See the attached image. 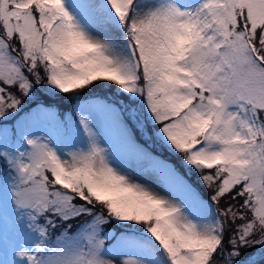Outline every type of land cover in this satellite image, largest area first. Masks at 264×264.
<instances>
[{
  "label": "snow or ice",
  "instance_id": "1",
  "mask_svg": "<svg viewBox=\"0 0 264 264\" xmlns=\"http://www.w3.org/2000/svg\"><path fill=\"white\" fill-rule=\"evenodd\" d=\"M0 165V264H260L264 0H0Z\"/></svg>",
  "mask_w": 264,
  "mask_h": 264
},
{
  "label": "rangeland",
  "instance_id": "2",
  "mask_svg": "<svg viewBox=\"0 0 264 264\" xmlns=\"http://www.w3.org/2000/svg\"><path fill=\"white\" fill-rule=\"evenodd\" d=\"M201 0H195L196 4H199ZM65 102L68 103V98ZM64 104L60 103L61 109ZM6 123H12L11 121ZM159 154V152H157ZM164 157L167 159V161L172 164L173 167L177 169V171L184 177L185 180H187L193 188L197 189L201 193H203L205 196L207 193L204 191L202 185L200 184L197 174L195 172H190L181 162V159L179 156L170 154L167 150L163 153ZM13 183V180L11 179V173L7 169L6 165H0V188L5 189V198H4V206H3V215L6 217L8 223H5L3 225L4 231L6 233V236L9 239H25L27 238V234L24 233L22 230L17 232L14 229V226H10L11 221L15 217V211L14 208L10 202V197L8 196V186H10ZM113 232H131V229H125L121 228L118 224L115 225V227H112L109 229ZM32 239H35V237H32ZM31 246V245H30ZM0 256H3V259L5 261H11L13 259L10 249L5 245L0 247Z\"/></svg>",
  "mask_w": 264,
  "mask_h": 264
},
{
  "label": "trees",
  "instance_id": "3",
  "mask_svg": "<svg viewBox=\"0 0 264 264\" xmlns=\"http://www.w3.org/2000/svg\"><path fill=\"white\" fill-rule=\"evenodd\" d=\"M65 100H66V99L61 98V102H60V103L64 104V105L62 106L63 109H67V108L71 105V103H72L71 100H69V99H68V100H69L68 103L65 102ZM260 264H264V261H261Z\"/></svg>",
  "mask_w": 264,
  "mask_h": 264
}]
</instances>
